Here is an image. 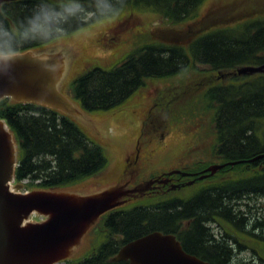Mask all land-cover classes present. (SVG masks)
Wrapping results in <instances>:
<instances>
[{"label":"trees","instance_id":"trees-1","mask_svg":"<svg viewBox=\"0 0 264 264\" xmlns=\"http://www.w3.org/2000/svg\"><path fill=\"white\" fill-rule=\"evenodd\" d=\"M206 1L125 0V12H140L143 9L160 16L167 23L158 28V35L149 33L148 39H144L119 64L115 63L108 69L95 66L76 77L71 83V92L81 109L92 113L120 108L145 85L147 79H169L193 67H204L208 72L216 73L240 65L264 64V46L262 51L259 50V37L264 36V0H232L223 4L215 14L209 12L207 16L198 17ZM30 7L31 0H16L2 4L0 9L8 10L11 21L26 14ZM229 19L234 20L231 26L226 22ZM184 24L188 25L179 29ZM51 43L54 42L34 43L22 48L20 53ZM240 50L244 54L242 60L228 63L227 52L239 54ZM257 76L242 87L250 90L264 85V76ZM193 86L191 94L198 93L199 96L192 97L189 108L184 106L183 116L188 123L195 120L194 106L198 100L197 104L212 108L211 123L216 137L212 148L221 164L255 157L250 150V142L259 143V138L264 135V121H260L264 120V115L259 118V110L264 109V104L251 102L246 108L247 111L253 110L250 117L239 119L241 103L230 101L240 94L239 89H233L235 94L232 97L230 88L222 80L212 82L207 78ZM190 92L185 87L179 100L182 101ZM0 120L6 123L18 146L15 181L26 180L24 184L28 189H68L99 174L107 166L108 158L103 149L91 141L81 126L67 114L37 103L3 98L0 100ZM239 144L246 148L239 150L236 148ZM258 153H264V149ZM201 169L203 166L185 170ZM229 172V177L222 182L204 185L209 188L211 197L203 204L196 203L204 198L200 195L204 190L197 191L194 194L199 193L198 196L184 202L176 196L161 201L152 197L110 212L97 226L96 234L100 238L94 248L86 257L66 260L65 264H128L114 261L118 250L126 243L154 231L175 235L186 251L187 245L181 236L188 229L183 230L182 227L189 223L199 227V230L195 228L196 231H201L205 222L200 217L211 216L215 223L219 221L221 225H241L234 219L229 218V221L209 212L225 211L227 197L224 194L227 189L232 193L241 190L245 197L258 194L259 183L264 181V159L241 162L233 167L227 165L218 174ZM209 206L217 210H211ZM184 234L189 239L188 244H191L193 233L187 231Z\"/></svg>","mask_w":264,"mask_h":264},{"label":"rangeland","instance_id":"rangeland-1","mask_svg":"<svg viewBox=\"0 0 264 264\" xmlns=\"http://www.w3.org/2000/svg\"><path fill=\"white\" fill-rule=\"evenodd\" d=\"M231 2L232 0H207L198 17H204L205 14L207 16L209 12L215 14L223 4ZM139 11H127L110 25H89L72 37L64 38L65 41L71 39L74 44L71 51H75L76 55L69 81H63L65 97L71 100L70 84L76 76L95 66L109 68L112 64H119L130 52L138 48L144 39H148L149 33L158 35L160 33L158 28L167 23L160 16L149 11L143 9ZM227 17L231 18V15ZM226 22L231 26L234 20L229 19ZM187 25H181L179 29ZM64 51L68 50L62 49L56 43H51L43 48L32 50L30 54ZM245 66L248 65H243V67ZM193 68L186 69L182 74L174 75L169 79L147 80L143 88H139L120 108L107 112L88 113V119L99 121L97 126H87L86 120L77 118L78 121H75L81 126L87 137L103 149L108 163L99 174L73 187L54 192L87 197L97 195L115 186H122L127 181L135 184L142 180H148L153 177L152 175L162 172L186 171V168L193 166L195 168L203 166L205 169L207 166L221 164L212 148L216 140L211 123L212 108L208 105L197 104L198 100L196 105H193L196 109L195 120L188 123L183 116V112L193 102L192 97L199 96L198 93L191 94L190 91L195 88L193 85L205 78L212 82L215 80L207 68ZM262 76L264 75L260 73L259 77ZM257 77V75L246 74L242 76V82L247 83ZM234 83L240 85V80L234 81ZM185 87L190 93L186 95V98L184 96L182 101L189 100V102L184 101L183 103L179 98L183 96L182 91ZM259 88L264 90V85L258 86V90ZM234 92L235 90L229 89L230 94ZM180 120L183 121L179 123ZM259 149H264V135L259 138ZM218 172L208 179L198 180L197 183L183 188L182 191L171 190L156 195L157 201L173 196L184 200L207 184L220 183L230 175V172L223 175ZM199 187L200 189H198ZM147 198L149 197H142L138 201ZM255 202L256 204L252 203L251 205L259 204V200H255ZM43 220L44 216L41 215L35 216L33 219L37 223ZM100 222L98 221L83 255L72 260L86 257L87 253L97 244L100 236L96 234V229ZM222 226L228 227L229 225L223 223ZM230 226V231L233 234H242L243 244L253 250V254L259 253V256L264 258L263 240L259 239L258 246L256 238L246 236L244 231H241L242 228Z\"/></svg>","mask_w":264,"mask_h":264},{"label":"water","instance_id":"water-1","mask_svg":"<svg viewBox=\"0 0 264 264\" xmlns=\"http://www.w3.org/2000/svg\"><path fill=\"white\" fill-rule=\"evenodd\" d=\"M11 1L15 0H0V6ZM75 58V51L34 55L27 52L0 63V100L10 97L15 101L37 102L86 120L87 126H97L99 121L88 119V113L80 112L76 104L73 103L78 109L64 96L63 81H69ZM263 71L264 66L239 69L243 74ZM6 128L5 122L0 120V264H60L62 259L83 255L99 220L93 222L101 214L121 206L124 202L119 200L129 197L134 190L123 185L115 186L87 197L54 191L11 193L6 184L13 180L17 147ZM261 157L264 155L247 162ZM240 162L212 165L199 178L210 177L226 165L234 166ZM172 173L187 175L180 171ZM22 188V184L15 185L17 191ZM34 213L47 219L40 223L28 222ZM24 220L26 224H23ZM114 261H127L128 264H208L185 253L174 235L157 231L125 244Z\"/></svg>","mask_w":264,"mask_h":264},{"label":"clouds","instance_id":"clouds-1","mask_svg":"<svg viewBox=\"0 0 264 264\" xmlns=\"http://www.w3.org/2000/svg\"><path fill=\"white\" fill-rule=\"evenodd\" d=\"M126 11L125 0H31L27 13L9 21L7 9H0V63L17 57L34 43L54 42L71 51V39L81 28L110 25Z\"/></svg>","mask_w":264,"mask_h":264},{"label":"flooded vegetation","instance_id":"flooded-vegetation-1","mask_svg":"<svg viewBox=\"0 0 264 264\" xmlns=\"http://www.w3.org/2000/svg\"><path fill=\"white\" fill-rule=\"evenodd\" d=\"M113 42V41H112ZM238 68L229 69L224 75H221L220 72H216L213 75V79L222 80L225 83L224 79H240L242 81L241 74L238 73ZM174 171V170H171ZM170 171V172H171ZM168 172H162L157 175H152L153 177L149 178L148 180H142L138 183L132 184L131 181H127L123 184L126 189H133L134 192L129 195V197H123L119 201L127 202L132 199L137 198H144V197H153L156 195H160L162 193H167L171 191L170 189L176 188L178 191H182L186 185L191 182V185L197 183L198 181V174L190 175L198 172L192 171H185L189 173L188 176H180L178 174H169ZM190 185V186H191ZM200 188V187H199ZM202 190L209 189L208 187L201 188ZM201 190V191H202ZM198 194H193L186 199H179V201L184 202L191 199L194 196H198ZM209 194V198H210ZM235 198L237 199L236 203L239 205H248L253 210L261 212L259 214V218L262 219L264 222V185L259 183V196L250 195L245 197L241 194V190H238L234 194ZM203 197V196H202ZM226 201L228 198H225ZM256 201L259 200V204L256 206L251 205L252 203L256 204ZM199 201V200H198ZM251 209V210H252ZM113 211V210H112ZM212 218V219H211ZM258 218V220H259ZM100 219V217L98 218ZM200 220L204 221L205 223L202 226L201 231H196L195 228L199 230V227H195L194 225L190 226L189 223L183 225L182 229H188L182 232L181 238L186 243L187 247H185L186 252L195 258L209 264H218V260L222 257H226L228 259V264H254V263H264V258L259 256V253L253 254V250H250L246 245H244V238L242 234H233L230 231V225L228 227L222 226L219 221L216 223L213 221V217H203ZM236 228H242L241 231H244L246 236L256 238L258 246H259V239L264 241V233L252 230L251 232H247L246 226L240 227V225L236 226ZM187 231H191L193 234L191 238V244L189 243V239L184 234ZM240 233V232H239ZM185 245V246H186ZM227 251H232L233 255L226 253ZM228 255V257H227ZM226 262V264H227Z\"/></svg>","mask_w":264,"mask_h":264},{"label":"bare ground","instance_id":"bare-ground-1","mask_svg":"<svg viewBox=\"0 0 264 264\" xmlns=\"http://www.w3.org/2000/svg\"><path fill=\"white\" fill-rule=\"evenodd\" d=\"M263 46H264V36L262 35V36L259 37V50L262 51L261 48ZM230 54H232V55H230ZM243 55L244 54H242V50H240L239 54H238V52H236L235 54H233L232 52L231 53L227 52L226 59H227L228 63H233V62H236L238 60H242ZM217 63H219V62H217ZM248 66H250V65H248ZM258 66L262 67V66H264V64H259L256 67H258ZM228 70L229 69H225L223 71H218V72H220L221 75H224ZM224 80H225V84L230 89L236 88V89L240 90V94H237L233 99L230 100L231 103H233L235 101H238L239 103H241V106H239L241 109H240V112H238V115L240 113V115H239L240 118L239 119L250 117L249 115L252 114L253 110H248L247 111L246 108L248 107V105L251 102L259 101L260 105L264 104V90H260V89L258 90V88H254V89H250L249 90V88L247 89L246 86L243 88L242 85H245V83H243L240 79H239L240 80V85L234 83V81H239L236 78H234V79L230 78V79H224ZM234 94L235 93L230 94V95L233 97ZM263 115H264V109L263 110H259V118H262ZM260 121L263 122L264 120L261 119ZM263 126H264V123H263ZM6 131H8L7 128H6ZM236 148H238L239 150L242 151L246 147L243 146L242 144H239V145H236ZM250 150L253 153H255L256 156L264 155V153H260V154L258 153V152H261V150L259 149V143L256 142V141H251L250 142ZM255 157H253V158H255ZM253 158H250V159H253ZM250 159H247V160H250ZM259 159H264V157H261ZM255 161H257V160H255ZM255 161H252V162H255ZM252 162H249V163H252ZM259 168L262 169L261 166H259ZM261 182L264 185V181H261ZM201 190H198V191H201ZM235 193L236 192L232 193L230 189H227L226 193L224 194V196L228 198V200L226 202V205H225V207H226L225 211H223L221 213L220 212L216 213V211H210L209 212L210 215L219 214L220 216H222L224 218H227L229 221H230V219H234L237 223L241 224L240 227L246 226V230L248 232H251L252 230L258 231V226H259V232L264 233V222L262 221V219L259 218V214L261 215V212L259 211V214H258L257 211L253 210L250 206H248L246 204H244L242 206L237 204L236 203L237 199L234 196ZM200 195H202L204 198L199 200L196 204L200 205V204H203V203H205V202H207L209 200L208 190L202 191L200 193ZM258 196H259V192H258ZM208 208H210L211 210H217L215 207L212 208V207L209 206ZM258 218H259V220H258ZM248 222H251L252 224H247ZM26 223L27 222H25L23 224H26ZM226 253H229L230 255H233L232 251H227L226 250ZM227 257H228V255H227ZM218 261H219L218 264H226L228 259H226V257H222ZM227 264H228V262H227ZM254 264H257V263H254ZM262 264H264V263H262Z\"/></svg>","mask_w":264,"mask_h":264}]
</instances>
